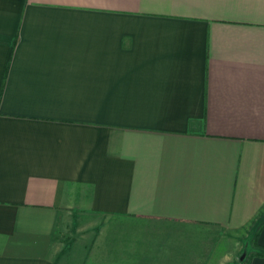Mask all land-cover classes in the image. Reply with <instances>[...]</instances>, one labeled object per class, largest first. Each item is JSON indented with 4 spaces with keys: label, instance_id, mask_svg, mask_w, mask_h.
I'll list each match as a JSON object with an SVG mask.
<instances>
[{
    "label": "crops",
    "instance_id": "obj_1",
    "mask_svg": "<svg viewBox=\"0 0 264 264\" xmlns=\"http://www.w3.org/2000/svg\"><path fill=\"white\" fill-rule=\"evenodd\" d=\"M79 222L104 264H264L210 259L264 253V0H0V264Z\"/></svg>",
    "mask_w": 264,
    "mask_h": 264
},
{
    "label": "rangeland",
    "instance_id": "obj_2",
    "mask_svg": "<svg viewBox=\"0 0 264 264\" xmlns=\"http://www.w3.org/2000/svg\"><path fill=\"white\" fill-rule=\"evenodd\" d=\"M75 233L77 235H75V237L64 238L65 245L62 247L63 253L61 254L57 264H104L102 251L95 254L96 248H91L94 241L96 244L98 243L97 240H99V237L96 239V236L98 235L97 229H90L88 228V223L79 222L78 230H76ZM246 233L247 229L241 230L237 233V236H233L231 238L225 237L220 250H216L214 254H211L210 259L216 261L250 260L254 253L256 255V253L261 252V250L255 242L253 243L251 241L252 239L250 236H245ZM90 248L91 252H89ZM98 248L99 246H97V249ZM99 249L102 250V248ZM88 253H90V255ZM105 264H118V261L115 263L108 262Z\"/></svg>",
    "mask_w": 264,
    "mask_h": 264
},
{
    "label": "trees",
    "instance_id": "obj_3",
    "mask_svg": "<svg viewBox=\"0 0 264 264\" xmlns=\"http://www.w3.org/2000/svg\"><path fill=\"white\" fill-rule=\"evenodd\" d=\"M258 254H259V255H263L264 253H256V255H258Z\"/></svg>",
    "mask_w": 264,
    "mask_h": 264
}]
</instances>
